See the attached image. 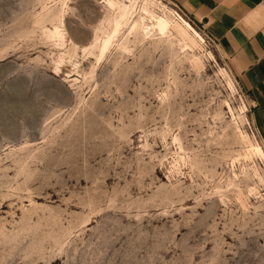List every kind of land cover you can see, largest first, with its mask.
Listing matches in <instances>:
<instances>
[{
	"label": "rangeland",
	"instance_id": "obj_1",
	"mask_svg": "<svg viewBox=\"0 0 264 264\" xmlns=\"http://www.w3.org/2000/svg\"><path fill=\"white\" fill-rule=\"evenodd\" d=\"M256 146L170 0H0V264H264Z\"/></svg>",
	"mask_w": 264,
	"mask_h": 264
},
{
	"label": "crops",
	"instance_id": "obj_2",
	"mask_svg": "<svg viewBox=\"0 0 264 264\" xmlns=\"http://www.w3.org/2000/svg\"><path fill=\"white\" fill-rule=\"evenodd\" d=\"M228 59L264 145V0H170Z\"/></svg>",
	"mask_w": 264,
	"mask_h": 264
},
{
	"label": "bare ground",
	"instance_id": "obj_3",
	"mask_svg": "<svg viewBox=\"0 0 264 264\" xmlns=\"http://www.w3.org/2000/svg\"><path fill=\"white\" fill-rule=\"evenodd\" d=\"M147 2V0H145ZM124 10H128V8H124ZM147 11V10H146ZM169 15L173 18V21H170L166 19V17H158V27L162 33H167L170 31V29L174 28L180 33L188 36L193 42L196 43L197 38L199 42L204 43L203 37L195 31V29L192 27V25L187 22L181 15L175 11H168ZM128 13V12H127ZM190 32L194 34V37L190 35ZM254 151L256 153L261 154L262 156L264 155V152L260 146H256L254 148Z\"/></svg>",
	"mask_w": 264,
	"mask_h": 264
}]
</instances>
